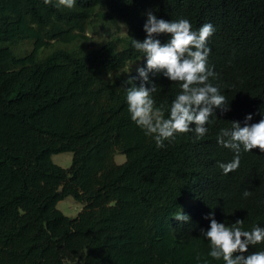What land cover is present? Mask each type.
<instances>
[{"label":"trees","instance_id":"1","mask_svg":"<svg viewBox=\"0 0 264 264\" xmlns=\"http://www.w3.org/2000/svg\"><path fill=\"white\" fill-rule=\"evenodd\" d=\"M56 3L0 0V75L9 79L0 101L15 107L34 100L29 110L0 106V112L22 124L27 135L61 136L39 122L38 113L54 110L66 95L78 96L97 75L106 87L124 84L122 102L127 103L129 77L136 78L138 87L143 82L138 69L147 71L146 57L132 41L145 39L149 11L158 19H188L193 31L205 23L214 26L206 46L216 76L209 81L225 96L229 110L215 108L201 138L194 125L164 147L149 137L138 155L84 196L74 217L56 208L65 192H48L37 200L18 184L0 200V264H225L208 255L210 242L201 234L210 227L209 214L229 227L242 220V230L264 228V152L241 146L239 168L224 175L219 164L231 162L236 153L217 142L220 130L231 128L232 121L243 127L248 114L249 124L264 118V0H76L71 9ZM116 23L126 27L123 36L108 34ZM88 31L106 38L96 44ZM156 38L164 43L170 35ZM133 63L139 68L127 72ZM46 72L55 75L48 86L42 83ZM162 73L147 71L145 83H155L154 107L166 119L181 88ZM58 76H64L62 82ZM114 113L111 107L99 109L82 128V137ZM125 120L113 117L107 125L114 128ZM0 152V164L9 170L12 158L24 160L3 143ZM181 211L190 217L187 222L174 218ZM262 250L264 243L250 245L245 255Z\"/></svg>","mask_w":264,"mask_h":264},{"label":"clouds","instance_id":"2","mask_svg":"<svg viewBox=\"0 0 264 264\" xmlns=\"http://www.w3.org/2000/svg\"><path fill=\"white\" fill-rule=\"evenodd\" d=\"M44 3L51 4L52 0H44ZM75 3L76 0H57L55 6L71 9ZM143 28L146 32L145 39H133L132 45L146 57L147 71L163 70V76L172 82H178L181 91L172 101L169 116L165 119L154 107L152 93L156 91L155 83L151 87L146 86L145 82L149 80L147 71L139 68V76L143 78V82L137 87L133 84L136 78L131 76L126 82L132 85L126 90L132 121L146 136L155 140L158 148L164 147L165 141L174 140L177 134L193 131V125L197 138L203 137L208 131L206 125L211 123L210 117L215 113L214 109L229 110L228 105L225 106V96L209 81L210 77L216 76L208 66L210 49L206 46L208 38L215 31L214 26L205 23L198 31H193L188 19H158L149 11ZM161 34L170 35V39L162 43L156 38ZM251 120L252 114L246 115L243 127L240 121H232L231 128H222L217 135L219 144L236 153L231 162L219 164L224 175L239 168L241 146L244 151L258 148L264 152V118L257 123H247ZM249 194L247 191L244 193L245 196ZM174 218L184 222L190 219L182 211L176 213ZM206 218L211 220L210 227L207 230L201 229V234L210 242V257L215 260L223 259L225 264H264V250L245 255L250 245L264 243V228L255 226L251 231H245L238 226L242 225V220H237L229 227L217 222L214 214H209Z\"/></svg>","mask_w":264,"mask_h":264},{"label":"rangeland","instance_id":"3","mask_svg":"<svg viewBox=\"0 0 264 264\" xmlns=\"http://www.w3.org/2000/svg\"><path fill=\"white\" fill-rule=\"evenodd\" d=\"M116 24L108 28V34L123 36L126 27L121 23ZM88 34H91L89 40L96 44L106 38L102 32L88 31ZM22 47L27 49L29 44L25 43ZM45 49L42 48L39 53H43ZM138 68L139 65L133 63L125 70L131 72ZM58 78L62 82L64 76ZM94 78L96 80L92 79L84 84L87 92L83 88L78 96L66 95L54 110L38 113L39 118L42 117L39 122L62 133L61 136L27 135L29 131L25 132L22 124L17 125L0 112V143L24 158L23 161L12 158L11 170L0 164V200L9 197L20 183L37 200L48 192H65L66 197L57 202L56 208L64 215L74 217L81 209L85 195L116 173L125 160L141 152L149 136L132 121L128 104L122 102L125 85L119 83L106 87L100 76ZM52 80H55L54 73L46 72L42 77V83L46 86L49 82L53 84ZM6 81L9 79L0 75V92L4 90ZM32 102L11 107L0 101V106L2 109L15 108L23 112L29 110ZM108 107L115 109L114 118L124 117L126 120L112 128L107 125L113 118L110 117L107 122L92 128L82 137V128L91 122L94 114L99 109ZM38 114H35V120ZM101 137L103 141L99 148L92 151L90 147H95Z\"/></svg>","mask_w":264,"mask_h":264}]
</instances>
